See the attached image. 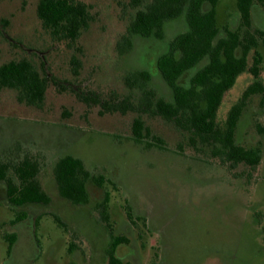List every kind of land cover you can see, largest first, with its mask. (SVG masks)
Listing matches in <instances>:
<instances>
[{"label": "rangeland", "instance_id": "obj_1", "mask_svg": "<svg viewBox=\"0 0 264 264\" xmlns=\"http://www.w3.org/2000/svg\"><path fill=\"white\" fill-rule=\"evenodd\" d=\"M39 1L0 0V66L26 59L48 81L39 105L0 87V157L35 154L51 201L17 207L28 216L14 222L18 212L0 182V264H108L111 233L99 212L106 192L113 232L130 240L117 249L124 264H264V94L248 99L236 131L238 144L262 149V161L256 169L240 164L230 171L210 146L193 143L174 122L139 105L146 90L172 100L157 59L188 28L184 16L166 22L163 38L143 37L129 25L148 0H76L89 19L70 42L43 27ZM240 24L237 0H219L220 34ZM253 28L264 30L263 5L255 7ZM258 39L264 83V40ZM140 71L152 76L144 88L128 81ZM254 80L248 71L238 77L224 96L220 121ZM121 100L132 109L108 111L107 102ZM137 118L148 131L141 142L133 134ZM68 154L110 180L89 185L86 205L58 194L54 166ZM5 234L19 237L12 254Z\"/></svg>", "mask_w": 264, "mask_h": 264}, {"label": "trees", "instance_id": "obj_2", "mask_svg": "<svg viewBox=\"0 0 264 264\" xmlns=\"http://www.w3.org/2000/svg\"><path fill=\"white\" fill-rule=\"evenodd\" d=\"M218 2L148 0L143 8L136 11L129 25L132 35L163 38L166 22L182 16L188 25L184 32L171 39L166 51L157 59V68L172 90V100L157 97L146 90L139 105L141 110L174 122L190 134L193 143L199 141L210 146L213 157L230 171L240 164L256 169L262 161V149L238 144L236 131L248 99L252 95L264 94V83L259 79L262 56L258 51V38L264 40V30L253 28L255 7L264 6V0H237L241 24L224 35L220 34L217 25ZM37 14L43 27L50 30L54 38L70 42L78 39L89 19L87 6L76 0H40ZM252 51L254 63L250 66L249 54ZM247 71L255 80L230 108L226 119L220 121L218 113L225 94ZM187 72L191 73L189 82L180 83ZM151 77L150 72L140 71L131 75L128 81L133 86L144 88ZM47 85L46 77L26 59L12 60L0 66V87L16 90L21 102L39 105L44 100ZM107 106L109 112L125 113L132 109L124 100L107 102ZM147 133L143 120L135 119V141L141 142ZM40 165L38 157L27 151L0 157V182L5 185L7 202L18 212L14 222L28 216L25 211L19 212L17 207L48 205L51 201L39 180ZM54 176L58 194L74 205L90 202L91 183L103 187L110 182L103 175L92 174L81 158L70 154L56 162ZM108 208L109 194L106 192L99 204V212L108 222L111 233L108 264H124L117 249L120 245L129 244L130 240L127 236L114 234ZM55 219L60 223L59 217L55 216ZM16 237V234H5L10 247Z\"/></svg>", "mask_w": 264, "mask_h": 264}, {"label": "flooded vegetation", "instance_id": "obj_3", "mask_svg": "<svg viewBox=\"0 0 264 264\" xmlns=\"http://www.w3.org/2000/svg\"><path fill=\"white\" fill-rule=\"evenodd\" d=\"M19 242V237L17 238L16 237V240H15V242L11 245V247H10V245H9V248H8V253L9 254H12L13 253V251L16 249V247L18 246V243Z\"/></svg>", "mask_w": 264, "mask_h": 264}]
</instances>
